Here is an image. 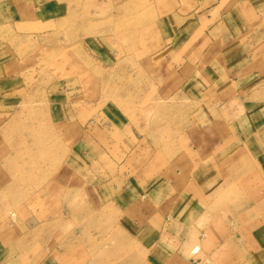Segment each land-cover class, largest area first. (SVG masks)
<instances>
[{
	"label": "rangeland",
	"instance_id": "1",
	"mask_svg": "<svg viewBox=\"0 0 264 264\" xmlns=\"http://www.w3.org/2000/svg\"><path fill=\"white\" fill-rule=\"evenodd\" d=\"M148 3L71 0L65 19L18 43L20 78L0 105V264H242L198 251L203 224L188 218L184 234L159 226L175 250L128 239L105 204L124 182L183 169L189 136L220 119L169 65L148 61Z\"/></svg>",
	"mask_w": 264,
	"mask_h": 264
},
{
	"label": "crops",
	"instance_id": "2",
	"mask_svg": "<svg viewBox=\"0 0 264 264\" xmlns=\"http://www.w3.org/2000/svg\"><path fill=\"white\" fill-rule=\"evenodd\" d=\"M70 1L0 0V105L20 78L18 43L35 36V24L65 19ZM147 2L158 33L148 61L169 65L173 79L185 82L184 95L190 101L204 96L220 119L189 136L183 169L150 184L114 188L105 200L116 211L112 223L128 239L142 245L154 239L171 251L177 244L165 245L169 237L159 226L171 222L184 234L191 231L188 218L203 224L205 246L197 248L206 257L227 255L243 264L254 256L264 264V0ZM167 205L173 216L161 211Z\"/></svg>",
	"mask_w": 264,
	"mask_h": 264
}]
</instances>
